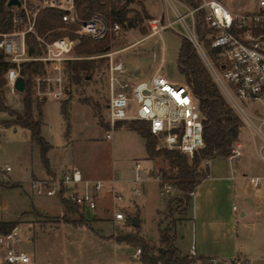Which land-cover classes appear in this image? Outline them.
I'll list each match as a JSON object with an SVG mask.
<instances>
[{
	"label": "rangeland",
	"instance_id": "obj_1",
	"mask_svg": "<svg viewBox=\"0 0 264 264\" xmlns=\"http://www.w3.org/2000/svg\"><path fill=\"white\" fill-rule=\"evenodd\" d=\"M220 1L227 7L239 11L252 7L254 3V0ZM44 3L45 0H25L26 7L33 6L39 10ZM120 3H123V0ZM141 5L150 18L160 19L161 24L166 26L160 35L148 36L151 29L148 28V19L141 13ZM189 7L185 0H134L128 5L130 9L128 16L138 12L143 18L136 21L132 27L121 24L117 32L109 31L105 35L107 51H114V56L124 65L125 70L122 74L124 79L130 82L148 79L160 67V73L165 78L172 82L185 83L183 75L177 68V56L181 42L180 35L186 36L187 26L191 24L188 16ZM12 10L16 9L12 7ZM107 18L111 23L117 22ZM25 28L24 25L22 29ZM61 30L67 32L62 36L75 40V46L79 43V36L71 37L68 34L73 31L66 24ZM75 46L71 55L82 56L76 52ZM94 59L95 67L88 71L90 77H81L76 81L67 74L65 81L67 89L62 97L57 99L46 95L40 97L44 100L41 108L40 134L51 145L45 153L48 167H60L75 160L93 176H98L109 169L116 170V181L124 187V201L119 206L128 221L123 223L98 220L110 218V213L115 211L107 197L99 202L96 211L98 213L93 215L92 211L73 212L61 205L56 197L32 194L27 180L38 178L46 171L41 146L31 138L27 129L19 126H2L4 120L9 119V115L0 112V221L20 225L23 230L21 247L34 258L35 264H95L92 258H88V255L94 253L103 257L107 255L110 259V255H113L114 243L111 239H103L100 235L113 234L114 238L120 233L134 232L131 226L132 216L127 213L125 207L121 206L126 201L130 204L135 201L138 205L141 219L139 235L148 242L149 251L156 253L159 246L158 221L166 222L168 201L181 194L173 185L171 191H161L155 179L157 175L164 174L170 178L163 180L171 183L176 171L166 157L157 156L148 159L143 137L136 131L124 125L112 130L108 126L107 60L104 57ZM44 73H46L45 66ZM80 73L84 74V72ZM41 83L45 85L40 88L44 91L48 90L46 82L41 81ZM3 101L10 109L22 111L20 92L12 95L6 90ZM252 107L251 105L246 109L250 110ZM258 108L261 111L260 117L264 118V108L260 106ZM254 124L264 133V122L254 120ZM244 127L248 128L246 124ZM107 133L112 136L111 139L106 138ZM257 142L264 144V138L257 135ZM157 145L156 141L155 149ZM135 162H139L141 169L148 172V177L137 183L142 192L140 196H134L131 192L136 173ZM235 162L233 159L234 164ZM256 163L261 167L260 172L252 174L264 176V159L260 158ZM6 166L10 167V171H5ZM202 166L213 176L223 175L230 167L226 160L219 157L204 160ZM27 170H32L29 178H26ZM249 175L250 173L242 180L243 192L244 196L253 199L254 205L259 209L257 231L264 239V205H262L264 177H259V186L253 188L249 183ZM228 203L230 210L235 214L238 213L241 205L236 195ZM175 205L176 201H173L172 208ZM236 207L237 210H234L233 208ZM95 216L97 218L94 219ZM174 216L181 215L175 212ZM175 233L176 246L183 254H190L192 246L197 251L198 241L195 242L192 237L190 220L177 223ZM65 244L86 245L88 250H64ZM131 245L132 250L140 247L137 244ZM142 252L138 254V258ZM193 256L197 257L198 254ZM199 264L212 263L205 260Z\"/></svg>",
	"mask_w": 264,
	"mask_h": 264
},
{
	"label": "built area",
	"instance_id": "obj_2",
	"mask_svg": "<svg viewBox=\"0 0 264 264\" xmlns=\"http://www.w3.org/2000/svg\"><path fill=\"white\" fill-rule=\"evenodd\" d=\"M20 2L19 7L12 6L16 9L12 10V22L19 29L0 33V52L6 60L15 64L4 73L6 90L10 94L18 93L14 84L17 77L21 76L19 64L23 61L43 63L46 73L35 79L36 95L57 99L67 89V61L104 57L107 60V124L111 130L115 129L118 121L142 120L147 122L150 133L156 138L157 149L176 150L192 157L204 146L203 116L186 83L172 82L165 78L160 73V67L148 79L130 82L122 77L124 65L114 56V51L72 56L75 40L67 36L48 40L46 36L37 35L33 26L39 9L26 7L25 0ZM42 8L59 10L62 22L66 25L79 22L75 0H45ZM198 12L202 14L205 25L202 38H199L195 27ZM188 16L191 24L187 26L185 37L193 45L225 100L243 124L253 126L254 119L264 122L258 108H264V0H254L253 6L243 11L233 10L220 0H199L197 6L188 8ZM24 25L25 30L22 29ZM165 27L160 19H148V28L151 29L148 36L160 35ZM120 28V23H111L106 16L95 12L80 23L76 34L101 39L109 31L117 32ZM29 31L34 33L41 48L40 55L35 57L28 56L26 51L24 34ZM41 81L46 82L48 90L40 88ZM251 105L253 107L247 110L246 107ZM255 129L256 134L264 138L260 127L256 126ZM110 136L109 133L106 134V138ZM236 154L237 151L233 148L230 156ZM5 171H10V167L6 166ZM135 171L131 192L138 196L141 190L137 183L143 178L139 162H135ZM155 179L161 191L169 192L173 188L163 180L162 175H157ZM27 181L32 194L56 198L61 195L68 202L77 205L82 212L94 211L101 197L108 195L115 210L114 220L123 223L128 221L119 206L124 201V187L117 183L116 178H85L80 170L68 168L60 175H46ZM249 181L253 188L259 186V177H250ZM22 233L19 224L7 231L0 230V264H34L29 252L21 247ZM139 253L140 248H136L134 255L138 256ZM190 254H196L193 246ZM209 262L215 264L218 261L211 258ZM242 262L235 258L231 264Z\"/></svg>",
	"mask_w": 264,
	"mask_h": 264
},
{
	"label": "trees",
	"instance_id": "obj_3",
	"mask_svg": "<svg viewBox=\"0 0 264 264\" xmlns=\"http://www.w3.org/2000/svg\"><path fill=\"white\" fill-rule=\"evenodd\" d=\"M22 1V0H21ZM75 0L76 10L79 22L67 25L73 32L68 33L71 37H77L76 31L80 23L86 21L92 13H100L109 17L112 21H117L122 26L132 27L133 24L143 17L150 19L144 6L141 5V13L135 12L133 16H128L130 9L128 5L134 0ZM7 0H0V33H10L19 29L14 27L12 22V7L6 6ZM190 7L198 5L199 0H185ZM23 12V11H22ZM64 23L61 19V12L54 8H42L35 17L33 30L39 36H46L48 40L67 34L61 30ZM20 27V26H18ZM196 32L199 38L205 33V25L202 21L200 12L196 15ZM181 36V42L178 49L177 68L183 75L185 83L189 86L193 96L198 102L203 120V140L204 146L197 150L192 157H188L176 150L155 149L156 138L150 133L148 124L142 120L118 121L115 127L127 126L136 131L145 139V147L149 158L164 156L175 174L171 178V185L181 192L178 196L172 197L168 201L164 220L158 221V243L157 252H150L148 242L140 236L139 225L131 226L134 232L120 233L114 236L118 242L137 244L140 247L139 256L141 264H199L205 260L214 258L212 256L183 254L175 245L176 239L175 226L180 218L175 217L174 213L179 215L185 213L192 202V194L207 177L208 169L202 166L204 160L215 157L227 158L232 154L233 143L237 140L240 127L243 122L237 113L225 100L217 85L213 82L204 63L196 53L193 45L187 37ZM27 55L35 57L40 55L41 48L32 32H26L24 36ZM76 52L82 56L100 54L108 50L107 37L93 39L88 35L79 36V43L75 46ZM101 59V58H100ZM95 59L81 58L67 61L68 76L70 74L76 81L81 77H90L88 71L95 67ZM100 61V60H99ZM15 66L14 63L6 60L4 54L0 52V112H6L9 119L4 120V127L19 126L30 132L31 138L41 146L42 159L46 170L48 163L45 153L51 146L40 134L42 126V105L41 100L36 95V77L44 74V66L41 61L26 60L19 64L20 75L24 79V90L21 93L22 111L10 109L3 101L6 91V82L4 73L9 67ZM80 72H84L81 74ZM45 83H41L43 88ZM36 114V116H35ZM163 178H170L164 176ZM61 205L78 213L79 207L65 200L61 195L58 197ZM176 205L172 208V202ZM83 214V213H81ZM83 217V216H82ZM15 223L1 222L0 230L7 231Z\"/></svg>",
	"mask_w": 264,
	"mask_h": 264
},
{
	"label": "crops",
	"instance_id": "obj_4",
	"mask_svg": "<svg viewBox=\"0 0 264 264\" xmlns=\"http://www.w3.org/2000/svg\"><path fill=\"white\" fill-rule=\"evenodd\" d=\"M247 126L248 128H245L243 124L240 127L237 140L233 143V148L237 151V154L222 158L229 163V169L221 176H213L208 172L207 177L195 188L189 209L179 216L180 220L177 221V223L191 221L192 237H194L195 242L196 240L198 241V249L197 251L195 249V252L198 255L212 256L219 264H231L235 258L241 259L243 261L242 264H264V239L257 231L259 209L254 205L251 197L244 196L242 187V180L246 179L249 173V178L263 176L252 173L260 172L261 167L256 162H259L260 158L264 159V144H258L257 142L258 134H256L254 121L253 126ZM111 138L112 136L107 139ZM142 140L145 142L144 138ZM147 158L149 159L148 155ZM233 159L236 161L235 164L233 163ZM234 165H236V168H234ZM68 168L80 170L85 178L108 180L116 178L117 175L116 170L109 169L98 176H93L79 161L72 160L65 165H60V167H48V170L41 176H38V178L46 175L60 174ZM141 171L143 173L142 179L147 178L148 172L143 168ZM132 184L134 185L133 182ZM235 195L241 205L236 214L230 210L228 205V202ZM105 197L110 199L108 195H104L99 202ZM110 203H112L111 199ZM262 205H264L263 200ZM121 206L126 208L127 213L132 216V219L138 217L139 226H141V219L138 213L139 207L135 201L131 204L129 201H126ZM97 208L92 211L93 215L98 213L96 212ZM233 209L237 210V207ZM113 212L110 213V218L98 220H111L115 222ZM112 235H100L103 239L109 238L114 243L113 255H110V259L107 255L103 257V255H98L97 253L88 255V258H92V262L95 264H141L139 258L134 255L135 250H132V245L126 242H118ZM174 245L176 246L175 241ZM64 250L87 251L88 248H86V245L65 244ZM33 262L35 264L34 258Z\"/></svg>",
	"mask_w": 264,
	"mask_h": 264
},
{
	"label": "water",
	"instance_id": "obj_5",
	"mask_svg": "<svg viewBox=\"0 0 264 264\" xmlns=\"http://www.w3.org/2000/svg\"><path fill=\"white\" fill-rule=\"evenodd\" d=\"M20 4H21L20 0H7V2H6L7 7H12V6L19 7ZM14 86L18 92H22L24 90V79L22 76L17 77V79L15 80ZM30 174H31V170H27L26 171V178H29ZM132 224H133V226L139 225L138 217H135L133 219Z\"/></svg>",
	"mask_w": 264,
	"mask_h": 264
}]
</instances>
